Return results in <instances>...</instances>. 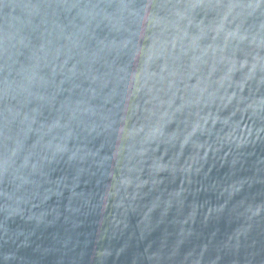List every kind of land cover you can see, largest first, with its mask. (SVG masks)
Returning a JSON list of instances; mask_svg holds the SVG:
<instances>
[{
  "label": "water",
  "instance_id": "95a60500",
  "mask_svg": "<svg viewBox=\"0 0 264 264\" xmlns=\"http://www.w3.org/2000/svg\"><path fill=\"white\" fill-rule=\"evenodd\" d=\"M0 264H264V0H0Z\"/></svg>",
  "mask_w": 264,
  "mask_h": 264
}]
</instances>
